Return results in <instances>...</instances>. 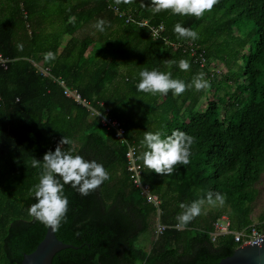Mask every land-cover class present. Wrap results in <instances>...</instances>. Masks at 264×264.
<instances>
[{"label": "trees", "instance_id": "16d2710c", "mask_svg": "<svg viewBox=\"0 0 264 264\" xmlns=\"http://www.w3.org/2000/svg\"><path fill=\"white\" fill-rule=\"evenodd\" d=\"M144 3L0 0V53L9 59L6 67L0 63V264H20L46 235L48 227L28 208L37 202L43 157L63 136L74 142L63 151L97 161L110 179L87 196L64 186L69 207L56 234L77 248L58 251L52 264H220L240 245L231 234L211 241L223 214L234 230L255 224L264 232V216L255 223L252 215L264 174V0H220L200 19L171 10L153 15L151 0ZM101 19L103 32L95 27ZM177 23L199 38L178 37ZM48 52L56 59L46 61ZM214 58L227 70H212ZM181 59L188 71L179 68ZM143 70L171 73L186 85L204 73L211 87L153 96L137 88ZM67 87L102 112L108 108V116L123 122L125 141L66 95ZM175 130L195 137L189 165L166 176L139 159L143 179L162 201L159 218L167 228L157 235V208L130 180L126 153L129 144L140 146L139 157L147 151L145 132L166 138ZM33 158L40 168L32 167ZM208 193H219L225 203L205 205L178 229L179 205ZM149 228L151 245L138 246Z\"/></svg>", "mask_w": 264, "mask_h": 264}, {"label": "clouds", "instance_id": "9594fccd", "mask_svg": "<svg viewBox=\"0 0 264 264\" xmlns=\"http://www.w3.org/2000/svg\"><path fill=\"white\" fill-rule=\"evenodd\" d=\"M116 5L132 4L134 0H114ZM220 0H151L150 10L153 15L162 11L171 10L173 14L181 16H195L197 19L203 17L205 12H211ZM141 7L148 6L141 0ZM70 19V22H72ZM105 21L98 20L95 27L103 32ZM174 32L181 38L193 41L199 38L198 32L185 28L177 23ZM17 49L23 51V45L17 44ZM45 60H55L53 53L45 54ZM179 68L188 71L190 64L181 59ZM140 82L137 85L139 91L151 94L167 95L170 91L174 96H180L193 85L197 91L211 87L206 80L204 73H199L192 84L186 85L183 81L173 79L171 73H164L157 70H143L139 73ZM195 143V137L188 135L184 131L175 130L170 136L162 138L160 132H145L142 144L147 151L143 152L139 159L143 161L145 168L160 175H171L175 167L187 166L191 163V147ZM74 142L63 136L57 144L55 151H48L43 157V171L40 175L39 183L35 186V199L28 208L30 216L43 223L46 227L58 230L62 222H66L69 207V200L64 195V186L70 185L81 195L87 196L91 191L99 188L110 176L104 166L95 160H86L81 155H72L70 151H63V145H73ZM33 168H40L39 159L33 158ZM59 177V178H57ZM62 181V182H61ZM225 197L219 193H208L206 199L202 198L193 201L190 205L181 203L179 207L184 211L177 216L178 229H183L196 217L204 213L205 205L216 207L225 203Z\"/></svg>", "mask_w": 264, "mask_h": 264}, {"label": "built area", "instance_id": "2783aa9c", "mask_svg": "<svg viewBox=\"0 0 264 264\" xmlns=\"http://www.w3.org/2000/svg\"><path fill=\"white\" fill-rule=\"evenodd\" d=\"M24 15L25 17L27 16V12L25 10H24ZM160 28H162V25H160L158 28L155 27L153 33L157 34ZM8 60H9L8 58L4 57L0 53V63L3 66L5 67L7 66ZM204 64L205 62L202 63V65ZM40 69L44 73L47 72L46 69L43 68V66H41ZM65 93L66 95L73 97L76 100V102H78L79 104H82L83 106L87 107L90 110L92 116L96 115L97 117H99L102 125L106 126L107 128H114L116 131V136L119 139H121V141H125V128H124L123 122H121L120 120L116 118H112L108 116V111H109L108 108H106L105 113L102 112L99 108L92 105V102L89 99L84 98L83 95L75 88L67 87L65 89ZM1 100H2V96L0 93V101ZM97 104L99 106H103V107L105 106V103L103 101H98ZM139 148L140 146L129 144V149L126 153L127 170L129 171L130 180L132 181L134 186L140 189L141 194L146 198V201L148 203L154 205L157 208V223L155 225V232L158 235V234H161L167 228L165 224L161 223L160 218H159L162 212L161 207H160L162 201H161V198L152 191L151 184L143 179V165L139 161V154H138ZM229 234L233 235L235 241L239 243L240 245H243L246 242H249V241H252V240H255V239H258L264 236V232L260 230L255 224L249 227H246L244 229H241V230L232 229L231 220L229 216L226 214H223L221 218L218 219L214 223V229L211 231L210 239L212 242L215 243L220 237L226 236Z\"/></svg>", "mask_w": 264, "mask_h": 264}, {"label": "water", "instance_id": "95a60500", "mask_svg": "<svg viewBox=\"0 0 264 264\" xmlns=\"http://www.w3.org/2000/svg\"><path fill=\"white\" fill-rule=\"evenodd\" d=\"M65 248L77 246L62 241L56 230L48 227L44 238L32 252L24 254L20 264H52L55 254ZM220 264H264V236L239 245L230 256L223 258Z\"/></svg>", "mask_w": 264, "mask_h": 264}, {"label": "rangeland", "instance_id": "374dc122", "mask_svg": "<svg viewBox=\"0 0 264 264\" xmlns=\"http://www.w3.org/2000/svg\"><path fill=\"white\" fill-rule=\"evenodd\" d=\"M56 25V24H54ZM31 32V30L29 29V33ZM68 37V36H67ZM65 37V40L67 41L68 38ZM215 57V56H214ZM215 62H211V68L212 70L214 69L216 71V69H220L223 71L227 70V67L225 65L224 62L218 60L217 58L213 59ZM36 65L40 68L43 65V61H36L35 62ZM222 68V69H221ZM130 69V68H128ZM257 187L259 190V194L256 198V200L253 203V210H252V215L254 218L255 223H258L260 221V217L264 216V174L262 176V178L258 181L257 183ZM152 228L154 227V224L152 223ZM152 228L147 229L145 232H143L138 241H137V245L143 248H148L152 241H153V232H152Z\"/></svg>", "mask_w": 264, "mask_h": 264}, {"label": "crops", "instance_id": "0c3cea01", "mask_svg": "<svg viewBox=\"0 0 264 264\" xmlns=\"http://www.w3.org/2000/svg\"><path fill=\"white\" fill-rule=\"evenodd\" d=\"M65 42H66V40L63 42V44H64ZM63 44L61 45V47H63ZM61 47H60V49H62Z\"/></svg>", "mask_w": 264, "mask_h": 264}]
</instances>
